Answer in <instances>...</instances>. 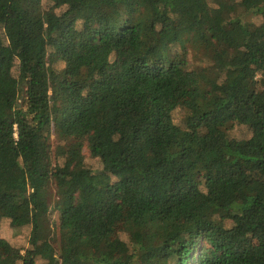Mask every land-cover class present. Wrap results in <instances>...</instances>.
<instances>
[{
  "label": "trees",
  "instance_id": "trees-1",
  "mask_svg": "<svg viewBox=\"0 0 264 264\" xmlns=\"http://www.w3.org/2000/svg\"><path fill=\"white\" fill-rule=\"evenodd\" d=\"M46 1L0 0V264H264V0Z\"/></svg>",
  "mask_w": 264,
  "mask_h": 264
},
{
  "label": "rangeland",
  "instance_id": "rangeland-1",
  "mask_svg": "<svg viewBox=\"0 0 264 264\" xmlns=\"http://www.w3.org/2000/svg\"><path fill=\"white\" fill-rule=\"evenodd\" d=\"M46 2L47 1L44 0V3ZM240 10H243V9L240 8ZM245 15H246V19H252V15L248 13H246ZM2 32H4V30H2ZM2 32H1V35L8 42L9 39L7 38V36L4 37V34ZM198 63L202 64V61H199ZM63 66H64L63 62H59L57 64L58 68H62ZM178 116L180 117L181 114H178ZM236 132L239 136H242V137L249 135V132L246 128H242V129L238 128L236 129ZM55 138L56 136L53 134L52 139L55 140ZM85 154H86L87 164L93 169H100L101 165H100L99 160L97 158H93L89 154L88 150H85ZM55 211L57 212L56 209ZM31 230H32V227L30 225L24 226L20 229H15V228L10 227L8 222L0 221V238H3L7 240L10 244L21 248L23 252L30 245ZM121 237L125 240L127 239V236L124 233H121Z\"/></svg>",
  "mask_w": 264,
  "mask_h": 264
}]
</instances>
